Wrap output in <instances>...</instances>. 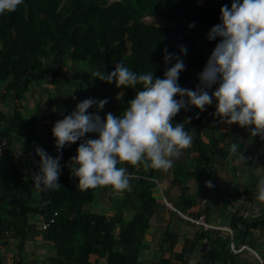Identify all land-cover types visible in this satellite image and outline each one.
Here are the masks:
<instances>
[{"label":"trees","instance_id":"trees-1","mask_svg":"<svg viewBox=\"0 0 264 264\" xmlns=\"http://www.w3.org/2000/svg\"><path fill=\"white\" fill-rule=\"evenodd\" d=\"M23 0L12 11L0 15V96L9 110L0 109V138H6L12 151L0 155V247L14 243L17 254L12 264H26L21 253L30 232V217L49 222L40 230L41 241L52 250L48 264H141V245L150 227L155 169L139 164L140 178L134 183L138 209L131 221L123 223L122 211L107 219L91 213L89 206L95 188H81L71 176L67 163L61 164L59 188L41 190L31 175L38 170L37 146L56 156L53 125L42 123L38 115L25 114L28 92L41 71L52 64L64 68L67 58L86 62L96 70L110 72L115 62L123 61L137 72L153 71L162 77L165 62L162 49L179 53L178 45L188 49L183 56L185 69L178 83L194 88L186 70L201 71L217 40H208L209 29L219 22L220 8L232 0ZM190 25H194L191 26ZM206 44L200 52L190 54L194 37ZM174 62V61H173ZM170 66V65H169ZM139 87V86H137ZM122 109L135 94L123 87ZM178 98V97H174ZM215 115V102L203 111L194 107L181 109L173 122L185 123L186 130L199 131L204 121ZM195 131V132H196ZM90 138L85 134V139ZM80 141L66 145L62 155L68 160L76 154ZM195 166L188 172L199 188L212 181L210 167L213 151L200 134L192 138ZM36 159L33 161L31 157ZM213 184V182H212ZM168 233V232H167ZM165 233L161 245L171 255L162 254L153 264H170L172 259L186 264L197 240L185 241L179 254L173 252L175 236ZM122 247L116 250L115 238ZM198 238V237H197ZM216 242H220L216 239ZM215 243V242H214ZM225 246L208 249L196 264H232ZM226 248V249H225ZM233 256V255H232ZM0 256V264L2 263Z\"/></svg>","mask_w":264,"mask_h":264},{"label":"clouds","instance_id":"clouds-1","mask_svg":"<svg viewBox=\"0 0 264 264\" xmlns=\"http://www.w3.org/2000/svg\"><path fill=\"white\" fill-rule=\"evenodd\" d=\"M21 3L23 0H0V15ZM207 39L217 43L198 73L195 88L178 83L186 67L183 56L188 52L182 44L179 53L167 46L162 49L166 65L162 77H154L152 70L134 71L123 61L115 62L110 72L94 70L96 79L135 89V96L119 115L107 112L102 118L98 111L107 98L87 97L56 120L51 134L57 155H50L42 146L35 148L39 160L38 170L31 175L34 186L41 190L62 187L57 182L62 149L77 141L80 143L68 167L81 188H129L131 174L126 167L117 166L122 162L142 164L145 169H169L174 158L192 143L185 123L173 122L181 109L189 107L203 111L215 102V115L225 124H236L251 137L264 138V0H232L230 7L222 5L219 22L209 29ZM93 106L97 111L88 112ZM86 133L95 137L85 139ZM232 150L241 156L235 143ZM206 184L213 186L211 180ZM254 195L256 206H264V175L258 176Z\"/></svg>","mask_w":264,"mask_h":264},{"label":"crops","instance_id":"crops-1","mask_svg":"<svg viewBox=\"0 0 264 264\" xmlns=\"http://www.w3.org/2000/svg\"><path fill=\"white\" fill-rule=\"evenodd\" d=\"M193 41L190 54L206 48V44L196 36ZM49 64L50 62L28 92L24 102L27 107L25 114L38 115L42 123L53 125L87 97L107 98L108 102L98 111L102 118L107 112L119 115L123 110V87H117L115 82L108 83L96 79L94 69L86 62L67 58L66 66L60 70L57 64ZM186 73L191 77V84L195 88L199 83V71L186 70ZM0 109L4 112L9 110L1 96ZM87 111L96 112L97 109L93 106ZM195 131L190 133L192 138L197 133L200 134L206 146L213 151V163L209 169L214 189L207 193L199 188L196 180L188 174L195 166L191 145L183 150L179 158H174V163L169 169H155L152 177L155 182L152 189L154 204L150 227L144 233L140 248V263H155L161 257L162 250H165L162 257H170V251L161 245V238L167 232L176 238L173 249L175 254L182 251L185 241H195L203 233L212 239L210 243L206 238L197 240L193 253L186 259V264H196L201 255L212 247L225 246L223 243H228V239L221 241L216 237V232H204L184 221L179 215H197L204 210L209 223L215 226L227 225L233 230L237 247L245 245L253 250H242L234 255L228 250L232 264H264V206H256L254 195L258 176L264 175V138L259 135L251 137L247 129L236 124L227 125L216 115L205 120L200 130ZM233 143L238 146V152L243 159L233 152ZM117 166L126 167L131 174L129 188L115 190L111 186L95 187L89 210L107 219L121 210L123 223H127L138 209L132 188L140 178L137 173L140 165L122 162ZM202 199L207 200L205 206L201 205ZM166 203L172 208L167 207ZM29 219L30 234L26 248L21 253L23 259L26 264H48L47 258L52 254V250L41 241L39 229L43 222L39 217ZM216 239L220 242H216ZM115 240L116 250L121 251L117 236ZM16 254L14 243L0 247L3 264H12ZM170 264L181 262L172 259Z\"/></svg>","mask_w":264,"mask_h":264},{"label":"built area","instance_id":"built-area-1","mask_svg":"<svg viewBox=\"0 0 264 264\" xmlns=\"http://www.w3.org/2000/svg\"><path fill=\"white\" fill-rule=\"evenodd\" d=\"M198 6L203 5V1L199 0L197 2ZM90 138H94L95 134L94 133H88ZM12 151L13 153H17L19 156H22L23 154L21 153V151L17 150V149H12V147L9 146V142L6 138H0V155L5 152V151ZM67 158V157H66ZM66 158L64 157V155H62V159L60 160V163H69V159L66 160ZM36 158L33 156L31 157V160H35ZM213 185V184H212ZM202 188L203 190H205L207 193L213 191L214 186L212 187H208L206 183L202 184ZM207 200L206 199H202L201 200V205L205 206ZM167 207L172 208L168 203H166ZM181 215V217L188 222L189 224L197 227V228H201L204 232H209V231H214L216 232V237L223 241L228 239V250L230 253L234 254H238L239 252H241L242 250H248V251H253L251 249H249L247 246L242 245L240 247H237V245H235V234L233 232V230L227 226V225H220V226H215L212 225L211 223H209L206 220L205 214H204V210L201 211L199 214L197 215H183V214H179ZM49 222H44L41 224V230H44L48 227Z\"/></svg>","mask_w":264,"mask_h":264}]
</instances>
